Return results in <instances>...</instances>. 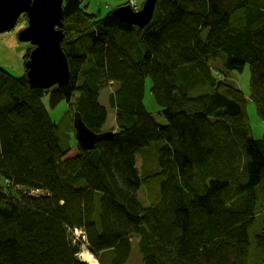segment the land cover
Masks as SVG:
<instances>
[{
	"label": "trees",
	"instance_id": "trees-1",
	"mask_svg": "<svg viewBox=\"0 0 264 264\" xmlns=\"http://www.w3.org/2000/svg\"><path fill=\"white\" fill-rule=\"evenodd\" d=\"M62 34L65 85L30 89L26 71L0 67V264H86L76 230L98 264H126L135 239L143 264H249L251 245L264 260V220L251 232L264 137L252 138L246 96L211 63L248 67L264 123V0H157L143 29L64 0ZM147 79L164 124L143 104ZM108 86L117 132L67 157L43 99L54 109L75 95L73 113L100 133ZM159 140L158 171L140 175L137 154Z\"/></svg>",
	"mask_w": 264,
	"mask_h": 264
},
{
	"label": "rangeland",
	"instance_id": "rangeland-1",
	"mask_svg": "<svg viewBox=\"0 0 264 264\" xmlns=\"http://www.w3.org/2000/svg\"><path fill=\"white\" fill-rule=\"evenodd\" d=\"M81 6L86 8L88 13H100L105 15L108 12L114 10V8L119 7L121 4L142 6L145 0H80ZM123 4V5H124ZM132 7V6H131ZM89 8V9H88ZM26 17L22 14L17 21L15 27L10 32L0 34V67L15 78L23 77L25 74V63L27 56V51L32 48L28 43H23L19 41V33L26 27ZM64 31L66 33V38L75 39L77 36V30L73 26H64ZM82 32L81 30H78ZM83 33V32H82ZM212 63V74L220 73L223 75L224 80L227 85H231L233 88L239 89L246 96V114L248 120V127L252 138L255 140H260L264 137V123L258 118L254 104L248 99L249 95V80L250 74L248 67H245L242 73L236 71H228L224 68L223 58L213 60ZM151 83L147 79L145 81V90L143 104L150 114L155 118L159 124H164V120L161 116H158L160 111L155 104L152 96L150 95ZM113 86H108L101 91L99 102L106 106L108 110L107 121L105 125L101 128L100 133L111 132L115 134L117 132L118 126L120 125L119 115L116 111L111 109L108 104V96L114 91ZM48 91V90H46ZM75 95L69 103L61 102L54 109L50 108L47 103V99H43V105L47 110L52 121L56 122L58 125L57 136L63 148L68 149L67 157H73L77 153V146L79 145L75 139L74 128H73V111L75 108L71 104L75 103ZM119 118V119H118ZM164 146V142L155 141L148 147L143 149L140 154L136 156V167L140 175L152 174L158 171L159 167L157 164V153ZM138 199L143 204L145 202L144 189L141 188L138 192ZM257 213V214H256ZM256 216H254V224L252 226L251 232H260V224L264 220V210L261 205L257 204V209L255 211ZM257 217V220H256ZM79 233V232H78ZM80 234V233H79ZM78 238L82 241L80 250L88 252L85 246V235H79ZM253 240V239H252ZM91 256V254L88 252ZM91 258H94L91 256ZM95 259V258H94ZM96 260V259H95ZM97 261V260H96ZM249 264H264L263 255L254 246L251 245L249 251ZM87 264V263H86ZM126 264H143L141 255L138 251L137 241L132 240L131 250L129 258Z\"/></svg>",
	"mask_w": 264,
	"mask_h": 264
},
{
	"label": "water",
	"instance_id": "water-1",
	"mask_svg": "<svg viewBox=\"0 0 264 264\" xmlns=\"http://www.w3.org/2000/svg\"><path fill=\"white\" fill-rule=\"evenodd\" d=\"M156 2L145 0L138 9L119 6L112 10V14L143 29L152 20ZM63 3L64 0H0V34L13 30L22 14L26 17L27 24L19 33V41L32 47L25 63L30 89L49 90L65 85L69 79L68 60L62 50ZM73 127L75 139L85 151L93 150L99 141L113 136L111 132H93L76 113Z\"/></svg>",
	"mask_w": 264,
	"mask_h": 264
},
{
	"label": "bare ground",
	"instance_id": "bare-ground-1",
	"mask_svg": "<svg viewBox=\"0 0 264 264\" xmlns=\"http://www.w3.org/2000/svg\"><path fill=\"white\" fill-rule=\"evenodd\" d=\"M88 252H85V251H82L80 254H79V257L80 259L87 263V264H98V262L94 259V258H91V256L89 254H87ZM93 257V256H92Z\"/></svg>",
	"mask_w": 264,
	"mask_h": 264
},
{
	"label": "built area",
	"instance_id": "built-area-1",
	"mask_svg": "<svg viewBox=\"0 0 264 264\" xmlns=\"http://www.w3.org/2000/svg\"><path fill=\"white\" fill-rule=\"evenodd\" d=\"M131 6H132V8L136 7V6L133 7L132 4H131ZM78 232H79L80 234H79ZM82 234H83V233H82L81 231H78V230L75 231V236H76V237H78L79 235H82Z\"/></svg>",
	"mask_w": 264,
	"mask_h": 264
},
{
	"label": "crops",
	"instance_id": "crops-1",
	"mask_svg": "<svg viewBox=\"0 0 264 264\" xmlns=\"http://www.w3.org/2000/svg\"><path fill=\"white\" fill-rule=\"evenodd\" d=\"M126 1H127V0H125V3H126ZM143 2H144V1H143ZM123 4H124V3H123ZM123 4H122V5H123ZM119 6H121V4H120ZM136 8L138 9L139 7L137 6ZM88 9H89V8H88Z\"/></svg>",
	"mask_w": 264,
	"mask_h": 264
}]
</instances>
